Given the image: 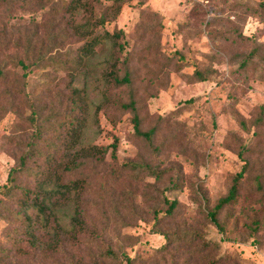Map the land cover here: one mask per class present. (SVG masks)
<instances>
[{"label": "rangeland", "instance_id": "374dc122", "mask_svg": "<svg viewBox=\"0 0 264 264\" xmlns=\"http://www.w3.org/2000/svg\"><path fill=\"white\" fill-rule=\"evenodd\" d=\"M64 1L0 0V62L11 71L0 92L18 79L25 89L12 104L0 100V190L23 148L7 139L31 141L38 131L24 117L38 111L39 142L60 143L73 88L86 95L77 147L104 152L78 202L83 227L72 220L75 204L60 207L61 223L74 227L39 253L24 222L6 213L0 264H264V198L254 182L261 175L264 187V0H79L72 12L57 9ZM93 37L94 53L82 56ZM18 58L29 65L24 79ZM113 70L130 83L116 85ZM130 100L139 130L156 128L153 141L137 136L122 107ZM242 157L252 169L237 202L219 211L220 231L208 212ZM164 198L177 201L173 213ZM203 239L212 244L204 251ZM107 249L117 257L105 259Z\"/></svg>", "mask_w": 264, "mask_h": 264}, {"label": "trees", "instance_id": "16d2710c", "mask_svg": "<svg viewBox=\"0 0 264 264\" xmlns=\"http://www.w3.org/2000/svg\"><path fill=\"white\" fill-rule=\"evenodd\" d=\"M23 3L28 0H21ZM80 3L79 0H67L57 6L59 10L72 12L75 5ZM0 33H5L3 25L0 28ZM106 37L112 36L105 32ZM100 42V38L93 37L85 41L84 45L80 47L82 56H89L94 53V46ZM29 51L26 48V52ZM82 56H79L78 63L81 61ZM13 60V59H12ZM40 60L37 58L32 63L36 64ZM24 72L20 75L25 78L29 65L21 58L16 60ZM6 62H0V84L3 85L7 82V77L10 70L6 68ZM200 75V80H205V76L201 75L199 71H195ZM108 77L115 82L116 85L122 83H130L127 75L123 78H117V74L113 70L109 72ZM23 84V85H22ZM20 80L11 81L0 92V100L7 98L9 104H12L14 99L20 98L25 94L24 83ZM73 99H71V107L74 112H69L64 119V127L61 132L60 143L55 139L43 138L41 128L36 127L37 116H26L24 120L28 121L38 132L32 134L31 141L25 143L22 140H16L13 137L7 139L9 145L23 146L19 153H13L15 159L14 165L11 167L6 184H3L0 190V217H5L6 213H12L25 224V238L27 243L33 248L34 251L43 253L47 247L53 244L60 245L63 235L69 234L72 231L73 225L67 227L63 225L58 216V209L67 203L75 204V213L73 222L79 228H82L80 220V211L78 202L82 199V195L87 192L92 177L91 169H94L92 160H96L99 154H103L104 150L100 147L91 146L87 149L77 147L79 145V138L82 134L84 127V117L81 113V106L85 101L86 95L78 89L71 91ZM7 106L6 108H8ZM124 109H129L133 113V124L136 129L137 136L143 137L146 141L151 142L157 134L156 128H150L147 131H140V120L137 115V110L134 100L122 104ZM8 109H13L11 105ZM264 110V105L260 106ZM263 118L258 116L255 120L257 125H260ZM244 125V121H241ZM115 148V146H113ZM114 151V150H113ZM240 155V154H239ZM102 157V156H101ZM243 166L241 170L232 178L231 185L225 196L219 198L213 209L208 212L210 221L222 231V224L218 220V213L226 205H232L237 202L239 191L243 183L247 181L250 175L252 164L248 158L242 157ZM137 168L136 164H124L123 169L126 167ZM263 176L259 175L254 178L256 191L264 198ZM167 204L165 213H173L177 206L176 200L168 201L164 198ZM28 209L35 211V217L27 213ZM264 223V222H263ZM39 225V226H37ZM257 226H260L256 222ZM44 234V235H43ZM10 237L11 245L18 246L21 240H18L15 235L8 234ZM1 245V244H0ZM211 242L202 240V251L211 247ZM3 248L0 246V252ZM116 253L107 249L105 251V259H115ZM1 261V260H0ZM211 264L219 263V258L211 260Z\"/></svg>", "mask_w": 264, "mask_h": 264}]
</instances>
